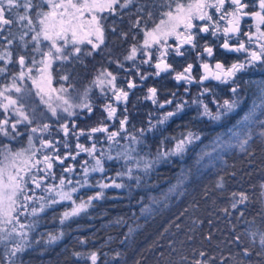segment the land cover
Instances as JSON below:
<instances>
[{
    "label": "trees",
    "instance_id": "16d2710c",
    "mask_svg": "<svg viewBox=\"0 0 264 264\" xmlns=\"http://www.w3.org/2000/svg\"><path fill=\"white\" fill-rule=\"evenodd\" d=\"M169 2L174 8L176 2L187 4L189 0ZM167 10L165 0H133L126 9L117 6L114 14H100L106 17L103 20L104 43L90 56L81 53L79 59L54 65L53 85L81 88L106 67L117 71L122 57L141 43L144 37L142 29L154 27L165 18L162 13ZM22 30L8 27L0 36L18 37ZM30 36L29 33L25 40H30ZM4 44L5 41L0 39V46ZM19 45L20 41L16 39L10 46L13 59L19 54L26 55L30 47L29 44L27 49L22 50ZM8 69L16 72V63L9 64ZM65 74L70 76L68 81L60 79ZM6 80L1 77L0 83ZM162 89L165 90L166 86L163 85ZM241 94L244 97L243 107L236 116H230L232 118L239 119L254 96L253 92L250 94L244 90ZM106 102L104 97L95 95L91 99L93 112H83L72 120L86 132L102 122L109 131H117L119 120L127 115L126 130L117 138L119 144H109L107 133H95L92 140L87 135L81 136L78 142L85 147L95 143L103 151L117 153L122 146L130 144L124 137L134 135L140 137L143 143L134 146L137 151L132 155L156 162L147 173L133 166L134 175L141 177L137 186L135 179L117 176L118 172L126 171L123 160H104L105 171L91 174L90 183L95 185L101 179L110 183L115 178L126 187L105 189V199L94 201V207L70 218L63 225L60 224V214L66 207H71V202H62L41 213L36 231L30 234L31 239L35 241L48 232L62 231L63 236L54 245L41 244L27 250L21 255L23 264H91L88 256L92 252L97 253V264H195L196 260L207 261V264H264V247L249 232H264V135H261L264 125L259 123L264 119L260 115L264 110L257 109V122L250 124L248 129H241L240 139L246 138L245 132L251 136L241 148L229 131L234 125L224 120L220 124L207 123L197 112H193L182 123L169 120L164 124H153L155 127L147 131L151 126L147 116L153 109L146 102L131 101L127 111L117 110V118L112 120L107 119V113L103 111ZM235 125L240 128V125ZM50 128H53L51 138L57 141L60 156L66 152L75 155L78 151L75 148L77 139L70 136V147L65 149L63 132L55 130L54 126ZM141 129L145 130L142 136ZM189 132L198 135L199 139L186 145L182 154L161 155L157 159L158 153L173 149L177 140ZM217 138L221 144L209 156L205 157V154L197 165V159ZM86 158V153L81 152L75 160L69 158L64 165L55 166V180L52 181L59 182L63 168L72 166L74 173L64 175L75 185L74 182L82 178L81 164ZM170 185H173L171 190L162 195L161 192ZM97 191V187L80 188L73 196L79 203L80 199L86 200ZM240 192L248 196V201L234 209L231 207L234 202L232 194ZM145 207L151 210L150 213L142 212ZM244 248H248L249 255H244ZM5 250V245L0 248V264L5 263ZM200 252H204L205 256H200ZM74 253H80V256Z\"/></svg>",
    "mask_w": 264,
    "mask_h": 264
},
{
    "label": "snow or ice",
    "instance_id": "6c2138e0",
    "mask_svg": "<svg viewBox=\"0 0 264 264\" xmlns=\"http://www.w3.org/2000/svg\"><path fill=\"white\" fill-rule=\"evenodd\" d=\"M132 3L133 0H123V2L121 0H0V33H3L12 24H20L22 29H26L22 30L18 37L0 36V39L5 41V44L0 46L2 48L0 50V61H2L0 76L8 73L9 64L16 63L19 66V71L8 77L10 82L0 85V135L15 139L16 136L21 135L17 127L21 124L27 125L30 130L27 148L13 151L8 145H0V244H4L6 248L4 253L6 264H23L21 255L27 250L41 244L44 246L54 245L62 238L63 232L60 231L48 232L35 241L31 239L30 234L36 231L41 213H44L47 209H51L62 202H71V207H66L60 214V224L63 225L70 218L79 216L90 207H94V201L105 199V189L126 187L124 183H118L115 178H112L110 183H105L103 179L97 181L95 185L90 183L91 173H103L105 171L104 160H123L126 171L118 172L117 176H127L130 180L135 179L137 186L141 182V177L134 175L133 166L147 173L156 162L155 160H147L143 156L132 155L137 151L134 146L143 143L140 137L134 135L124 137L130 141V144L129 146H122V150L118 151L115 157L103 150L100 151L99 156L95 155L97 151L96 144L93 143L91 147H85L78 142L79 137L87 135V138L92 140L95 133H107L109 144H119L117 138L125 130L128 116L124 115L119 120L120 127L117 131H109L107 125L102 122L101 125L91 127L86 132L85 129L79 128L75 120L65 119L61 113H65L68 118L78 116L74 109L86 110L91 114L93 107L88 95L91 89L86 88L83 94L73 97L70 94L65 95L68 93V88L61 86L57 89L53 87V62L79 59L81 53L92 55V51H95L104 43L105 27L103 20L106 17L100 14L105 12L114 14L117 11V6L126 9ZM165 3L168 7V10L162 13L165 19H161L160 23L153 29H142L144 40L139 49L144 56L148 57V59L141 61L144 64L151 62L154 52L158 53V55H155L157 62L153 65L156 69L155 75L159 76L162 72L171 69L172 66L167 63L170 52L174 51L176 56H183V45H191L193 49L197 47V33L193 31L197 27L200 33L211 32L213 37H219L222 34L223 43L220 47L226 52L247 53L244 61L233 62L228 66L220 61H217L214 66L202 61L200 67L203 74L200 76L199 83L203 84L204 81L215 80L223 84L230 81L235 84L234 78L238 73L257 63L264 64V0H255L254 5H252L255 10L251 12L247 11L250 5L246 0H190L187 4L176 2L174 8L169 0H165ZM20 8L23 9L22 14L17 12L16 18L13 19V11ZM209 10H214V12ZM245 18H250L252 21V24L249 25V31L242 33L244 37H247V41L239 39ZM197 20L205 23L196 25L194 21ZM138 23L139 21H137ZM133 26L136 27L137 25ZM252 28L255 29L254 32L251 31ZM29 33H33L30 40H25V36H28ZM170 36H175L178 40V44L174 49L167 43ZM233 38L238 41L235 45L230 43ZM16 39L20 41L19 46L22 50L27 49L28 45L31 44V51L39 53L41 59L37 61L35 55H33L31 65H29L27 63L28 57L19 54L14 60L10 46ZM253 41H255L258 50L246 46L252 44ZM85 42L91 45L92 51H84L80 47ZM69 45H71V50H69ZM203 52L208 57L214 56L213 48L207 44H205ZM137 53L138 49L133 46L126 59L135 61ZM197 57L200 58L201 53L197 52ZM37 64L39 67H36ZM118 67L123 68V65L118 64ZM34 68L38 75H32ZM192 69L193 65L188 64L183 72L177 73L174 78L177 82L181 80L192 82ZM137 74L140 75L138 69ZM26 78L31 81L32 88L23 86ZM145 78L144 75H140L141 80ZM60 79L68 81L70 76L65 74ZM116 81L117 76L113 72L103 69L92 82L96 88L100 89L101 96L107 101L103 105V111L107 113V119L109 120L117 118L118 105L126 103L129 97V91L118 87ZM135 87L137 85L129 79L127 88L130 90ZM33 89H35V95L47 107L51 116L55 117L57 121H64L59 125V129L65 137L63 147L65 149L70 147L68 143L70 136L77 139L76 148L78 151L75 155L66 152L64 156H60L58 143L46 140L42 136L36 137L40 140V147L38 150H34L36 145L33 143L34 137L32 134L48 132L50 124L43 122L44 119H47L45 113L38 112L36 107L29 103ZM147 91L148 96L146 99L152 100L154 104L157 103V89L153 87ZM209 91L211 90L205 87L201 95ZM230 91L233 93L234 98L231 100L225 99L223 104L217 107L215 113L199 98L193 99L192 103L202 105L201 115L218 121L233 113L242 102V99L238 96L237 87H232ZM12 93H15V95H12ZM53 99L59 103L54 104ZM258 99L259 103H254L248 112L237 121L240 128H236V125H234L233 129L235 130L229 129L231 136L236 138L241 148L251 139L247 132L244 133L246 138L240 139L241 129H248L250 124L257 122V109L264 110V89H261ZM215 102L214 100L213 103ZM165 103L172 104L173 100H167ZM159 106L163 108L164 104ZM182 107V104H176L175 111L164 113L157 124H164L170 117L181 111ZM260 115L264 116V111H261ZM34 123L36 126L32 127L31 125ZM259 123L264 125V119L259 120ZM154 127L155 125H151L147 131H151ZM140 131L142 136L145 130L141 129ZM261 135H264V132ZM198 139V135L189 132L186 136L177 140L173 149L158 153L157 159L161 155L167 157L182 154L186 149V145ZM44 150L48 151L42 159H38V152H44ZM81 152H86L93 162H82L80 173L82 178L75 181V186H72V179L64 175V173H74L72 166L63 168L58 183H45L49 178L55 180L53 173L55 166L64 165L69 158L75 160ZM129 162H132V165H129ZM41 165L43 166L41 167ZM33 169H35V172H33ZM29 185H32V187H29ZM86 187H97L99 191L87 197L86 200L80 199L77 203L73 194L77 193L79 188ZM37 190L42 194H38ZM232 195L234 202L231 207L234 209L238 204L242 205L248 201V196L243 192L233 193ZM150 211L147 207L142 209V212L150 213ZM21 217L25 219L22 221ZM129 231L131 232L132 229H129ZM250 235L255 237L257 233L251 232ZM236 240L239 241L240 237L237 236ZM259 243L264 247V232L259 233ZM243 251L244 255H249L248 248H244ZM74 255L79 257L80 253H74ZM116 255L118 256L119 253ZM199 255L205 256V253L200 252ZM88 259L91 264H97V253L92 252ZM195 264H207V261L196 260Z\"/></svg>",
    "mask_w": 264,
    "mask_h": 264
},
{
    "label": "flooded vegetation",
    "instance_id": "af4514ba",
    "mask_svg": "<svg viewBox=\"0 0 264 264\" xmlns=\"http://www.w3.org/2000/svg\"><path fill=\"white\" fill-rule=\"evenodd\" d=\"M246 2L250 5L247 11L248 12L254 11L255 8L252 5H254L255 0H246ZM209 11L214 12V10H209ZM17 12L22 14L23 9L20 8L14 10L12 13L13 19L16 18ZM194 23L196 25H201L202 23L205 22H201L197 20L194 21ZM251 24H252L251 19L245 18L244 22L242 23V32L239 35L240 40L247 41V37H244L242 33L245 31H249V25ZM9 27L22 29L20 24H12ZM193 31L197 33V39H196L197 47L193 49L191 45H183L182 47V51L184 52L183 56H176L174 51L170 52L167 58V63H169L172 67L169 71L162 72L159 76L155 75L156 69L153 66L157 62L155 59V55H158V53L155 52L151 62L149 64H144L141 63V61L148 59V57L144 56L142 52H140L137 55L135 61L128 62L126 60V57L131 50L130 49L128 53L124 55V57H122L121 61L119 62V64L123 65V68L118 67L117 71H114V69H111L109 67L104 68L116 74L117 76L116 83L118 87H122L125 90L129 91V97L127 102L120 103L117 107V110L125 112V109H127V106L131 101H135V100L144 101L147 103V105H149L153 109V111L150 114L151 117L149 115L147 116V122L153 125V124H157V121L161 118V116L164 113L175 111L176 104L179 103L183 105L182 110L179 111L175 116L170 117L167 121L171 120V122L175 121L182 123V120H188L189 116L193 112H197V114L201 116L202 119L207 123L220 124L222 122L221 120H224L229 125L237 124V121L239 119H237L236 117L232 118L230 116H236L237 112L240 109H242L244 97L242 96L241 93L243 90L244 92H248L250 94L252 92L255 93L256 87L264 84V64L257 63L256 65L249 67L245 71L238 73L237 76L234 78L235 84H233L231 81L227 84H223L215 80H207L204 81L203 84H201L199 83V80H200V76L203 74V70L200 67L202 61H206L213 66L217 61H220L224 63L226 66H228L233 62L244 61L245 58L247 57V53L226 52L224 49H222L220 47V45L223 43L222 34L219 37H213L211 32L200 33L198 27L194 28ZM251 31L254 32L255 29L252 28ZM32 34L33 33H30V35ZM142 41L138 46H136L137 49L141 47ZM167 43L171 45L172 48L174 49L175 46L178 44V40L176 39L175 36H170L168 37ZM230 43L235 45L238 43V41L236 38H233L230 41ZM205 44L213 48L214 50L213 57H208L207 54L203 52V48ZM246 46L249 47L250 49L258 50L256 49L255 41H253L252 44ZM31 49H32V45L30 44V47L27 50L29 56L33 53ZM197 52L201 53L200 58L197 57ZM188 64L193 65V69L191 73L193 77L192 82H187L184 80L177 82L176 79L174 78L175 75L177 73H182L184 68L187 67ZM16 67H17L16 71H18L19 66L17 64ZM137 69L139 70L140 75H144L146 77L144 80L140 79V75L137 74ZM13 73L9 69L6 75L0 76V78L1 77L7 78V80L0 83V85L8 83L9 82L8 77H11ZM129 79H131L137 85V87L129 90L127 88V83ZM163 85L166 86L165 90L162 89ZM234 86L237 87L238 96L242 99V102L233 113H230L227 117H224L221 120L214 121L208 116L201 115L203 111L202 105H200L199 103L197 104L192 103L193 99L199 98V100H202L204 104H207L209 109L213 113H215L217 107L219 105H222L225 99L231 100L234 98L233 93L230 91V89ZM153 87L157 89V95H156L157 103L155 104L152 102V100L146 99V97L148 96L147 90ZM205 87L209 88L211 91L201 95V92ZM185 89H187V91H185ZM167 100H173V103L166 104L165 101ZM214 100L216 101L215 103H213ZM160 104H164V107L161 108L159 106ZM125 130H126V126H125Z\"/></svg>",
    "mask_w": 264,
    "mask_h": 264
},
{
    "label": "rangeland",
    "instance_id": "374dc122",
    "mask_svg": "<svg viewBox=\"0 0 264 264\" xmlns=\"http://www.w3.org/2000/svg\"><path fill=\"white\" fill-rule=\"evenodd\" d=\"M189 2H190V0H189ZM163 19H165V18H163ZM159 23H160V21L157 24H159ZM155 26L152 27V28H150V29L155 28ZM30 38H31V36H30ZM143 40H144V38H143ZM142 44H143V41H142ZM80 47L82 49H85V48L89 47L90 49H88V50L89 51H92L91 45L90 44H87L86 42L84 44L80 45ZM140 48H138L137 55L141 52V51H139ZM69 50H71V45H69ZM130 52H131V50H130ZM130 52H129V54H130ZM33 55H35V58H36L37 61H39L41 59V56H40L39 53H32L30 56L29 55H26L28 57L27 63L29 65H31V57ZM127 61L128 62H133V61H129V60H127ZM59 63H60V61H54L53 62V66L56 65V64H59ZM38 66L39 65L37 64L36 67H38ZM18 71H16V72H18ZM108 71H110V70H108ZM98 73H97V75H98ZM32 75H38V73H36V71H35V68L33 69ZM114 75H116V74H114ZM95 77L92 80H90L89 82H87L81 88H76L73 85H71V87H69V85H63V84L53 85V87H55L57 89H59L61 86L65 87V88H68V93H66L65 95L70 94L73 97H77V96L83 94V92H84V90L86 88H90L91 90H90V92H89L88 95H89L90 102H91L92 97H94L95 95L101 97L100 89L96 88L92 84V82L95 79ZM23 86L28 87V88H32L31 81L30 80H27V78H26ZM261 89H264V84L261 85V86L256 87V91L254 93V96H253V99H252L251 103L249 104V106L246 109V111L240 116L239 120L241 119V117H243L245 115V113L248 112V110L253 106L254 103H257V104L259 103L258 97L260 95ZM12 95H15V93H12ZM109 96H110V93H109ZM29 103L33 104L36 107V109H37L38 112L45 113V115L47 116V119H44L43 122L49 123L50 126H54L55 130H60L59 129V125H60V123H63L64 121H57V119L55 117H52L51 116V113L48 112L47 107L43 103H41L40 98L35 95V89H33V91H32V96L30 98ZM53 103L55 104V103H59V102L58 101H55V99H53ZM74 111H76L78 113V115L81 114V113H83V112H86V110H81V109H74ZM61 115H63L65 117V119H69V120H72L74 118V117L68 118L65 113H61ZM31 126L32 127H35L36 125L34 123ZM17 127H18V130L21 133V135L20 136H16L15 139H12L11 137H4V136L0 135V145H8L13 151L20 150V149H23V148H27L28 147V135H29V131H30L29 130V127L27 125H25V124L18 125ZM52 129L53 128H49L48 132H46V133H33L32 134L33 137H34L33 143L36 145V149H34V150H38L39 147H40V140L38 138H36V137L42 136L44 139L51 140L52 141V138H51V134L53 133V130ZM230 129H233V126L230 127ZM52 142L53 143H57V141H55V140L52 141ZM220 144H221V141H220L219 138H217L214 141H212V143L209 145V147L207 148V150L204 151L203 155H200V158L197 159L196 164L197 165L200 164V162H202L203 156L205 154H206L205 157L209 156ZM91 146L92 145H90L88 147H91ZM75 148H76V145H75ZM96 149H97V151H96L95 155L99 156L100 155V151H101V147L98 146V145H96ZM76 150H77V148H76ZM121 150H122V147H121V149H118V151H121ZM47 151L48 150H44V152H38L37 158L38 159H42L43 155L46 154ZM109 154H111L113 157L116 156V153L109 152ZM86 155H87V158L84 161H89L90 163H92L93 161L90 160V157L88 156L87 153H86ZM42 166L43 165H41V167ZM33 172H35V169H33ZM91 174H93V173H91ZM178 182H180V179H178ZM45 183L46 184H51V183H54V182L52 181L51 178H49L48 180L45 181ZM55 183H58V182H55ZM73 186H75V185H73ZM172 186L173 185L168 186L164 191L161 192V194L162 195H166L171 190ZM263 186H264V183H263ZM29 187H32V185H29ZM78 191H80V188L78 189ZM37 192H38V194H42V193L39 192V190H37ZM74 194H76V193H74ZM262 198H263V203H264V187H262ZM22 219H23V217H21V220ZM249 232L251 233V232H254V231L250 230ZM260 232H263V231H256L257 235L255 237L252 236V238L255 239V240H257L258 242H259V233ZM3 247H4V244H0V248H3ZM3 264H6V261Z\"/></svg>",
    "mask_w": 264,
    "mask_h": 264
}]
</instances>
